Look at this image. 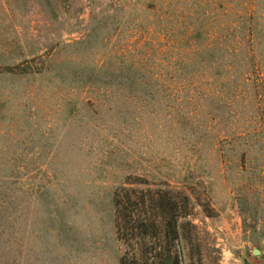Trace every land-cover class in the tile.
<instances>
[{
  "label": "rangeland",
  "instance_id": "1",
  "mask_svg": "<svg viewBox=\"0 0 264 264\" xmlns=\"http://www.w3.org/2000/svg\"><path fill=\"white\" fill-rule=\"evenodd\" d=\"M121 187L187 195L178 264H264V0H0V264H118Z\"/></svg>",
  "mask_w": 264,
  "mask_h": 264
},
{
  "label": "trees",
  "instance_id": "2",
  "mask_svg": "<svg viewBox=\"0 0 264 264\" xmlns=\"http://www.w3.org/2000/svg\"><path fill=\"white\" fill-rule=\"evenodd\" d=\"M112 205L115 232L124 244L118 264L179 263L178 221L189 214L187 195L169 188L121 187L113 192Z\"/></svg>",
  "mask_w": 264,
  "mask_h": 264
},
{
  "label": "water",
  "instance_id": "3",
  "mask_svg": "<svg viewBox=\"0 0 264 264\" xmlns=\"http://www.w3.org/2000/svg\"><path fill=\"white\" fill-rule=\"evenodd\" d=\"M252 254H257V250H253Z\"/></svg>",
  "mask_w": 264,
  "mask_h": 264
}]
</instances>
